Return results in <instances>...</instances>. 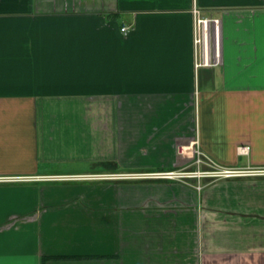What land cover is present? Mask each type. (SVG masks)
Listing matches in <instances>:
<instances>
[{"label": "crops", "instance_id": "obj_1", "mask_svg": "<svg viewBox=\"0 0 264 264\" xmlns=\"http://www.w3.org/2000/svg\"><path fill=\"white\" fill-rule=\"evenodd\" d=\"M194 5L221 19L198 56ZM195 147L264 167V0H0V176L190 169ZM0 264H264V176L0 182Z\"/></svg>", "mask_w": 264, "mask_h": 264}, {"label": "built area", "instance_id": "obj_2", "mask_svg": "<svg viewBox=\"0 0 264 264\" xmlns=\"http://www.w3.org/2000/svg\"><path fill=\"white\" fill-rule=\"evenodd\" d=\"M193 13L195 17V44L197 56L201 51V48H206L209 51L212 44H219V38L221 33V19L216 16H209L202 13L197 5L193 7ZM129 27L123 26L121 30L123 32L128 31ZM205 50V49H204ZM215 55L219 56V50L216 49ZM215 62L205 55L201 61L197 59V66L199 65H213ZM248 146L239 147V151L247 152ZM195 155L193 164L198 167L188 168H171V169H158L150 171H141L139 173H132L129 175L123 174L124 177H139V178H156V179H171V180H183L187 178H229L238 176H264V167H248V168H233L223 167L217 164L215 161L208 157H205L203 151L199 147H195ZM201 165H206L202 169ZM116 173H102V174H76V175H36V176H0V182H18V181H30V180H48V179H87V178H105V179H117L121 178ZM182 178V179H179ZM202 185H198L200 189Z\"/></svg>", "mask_w": 264, "mask_h": 264}, {"label": "rangeland", "instance_id": "obj_3", "mask_svg": "<svg viewBox=\"0 0 264 264\" xmlns=\"http://www.w3.org/2000/svg\"><path fill=\"white\" fill-rule=\"evenodd\" d=\"M197 166V165H196ZM198 167V166H197ZM84 168V167H83ZM86 168V167H85ZM181 168H188V167H181ZM204 167H202V169H203ZM166 169H170V168H166ZM189 169V168H188ZM155 170V169H154ZM141 171H150V170H125V169H121V167L118 169V170H116V174H119V175H122V176H120L121 178H117V179H115V180H134V179H136V180H140V179H148V180H166V181H174V180H171V179H156V178H139V177H128V178H126V177H124L123 176V174H126V175H129V174H132V173H139V172H141ZM111 173H114V172H111ZM89 174H92V173H89ZM100 174H102V173H100ZM106 174V173H105ZM98 179H105V178H102V177H100V178H98ZM179 179H182V178H179ZM177 181V180H176ZM178 181H181V180H178Z\"/></svg>", "mask_w": 264, "mask_h": 264}]
</instances>
